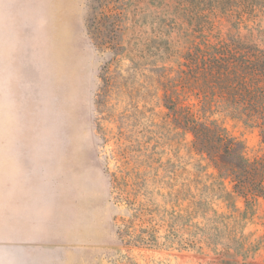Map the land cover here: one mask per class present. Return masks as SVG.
<instances>
[{
    "label": "rangeland",
    "instance_id": "374dc122",
    "mask_svg": "<svg viewBox=\"0 0 264 264\" xmlns=\"http://www.w3.org/2000/svg\"><path fill=\"white\" fill-rule=\"evenodd\" d=\"M224 49L203 103L192 55ZM167 94L264 156V0H0V264H264V197H236L246 255L190 246L199 157Z\"/></svg>",
    "mask_w": 264,
    "mask_h": 264
},
{
    "label": "trees",
    "instance_id": "16d2710c",
    "mask_svg": "<svg viewBox=\"0 0 264 264\" xmlns=\"http://www.w3.org/2000/svg\"><path fill=\"white\" fill-rule=\"evenodd\" d=\"M206 52L200 56V61L198 55H192L193 62L189 65L194 84L204 96L203 103L210 101H207L208 95L216 93L222 80L230 82L237 72L236 59H233L234 55L230 57L231 55L223 53H230L226 49L221 52L220 50ZM165 100L176 119L192 134V148L199 157L197 175H193L188 181L184 193L189 215L193 220L198 218L202 220L194 226L197 229L196 241L192 240L190 246H197L200 250L205 246L216 251L220 244H224L227 249L223 257L235 258L239 254L246 255L244 244L246 236L240 231L237 218H247L255 199L264 197V156L253 162L249 161L244 144L230 136L220 124L198 119L190 107L180 106L182 99L179 96L167 94ZM263 101L264 98L260 96L248 100L257 110L262 108ZM259 112L258 118L261 120L260 125L264 134V109ZM236 197L245 199V210L240 217L235 215L239 212ZM220 204L230 207L232 213L225 214L217 210L216 207ZM208 210L211 211V216Z\"/></svg>",
    "mask_w": 264,
    "mask_h": 264
}]
</instances>
